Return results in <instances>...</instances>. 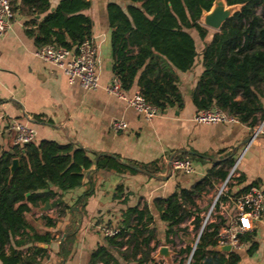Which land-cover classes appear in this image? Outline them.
Listing matches in <instances>:
<instances>
[{"label": "trees", "instance_id": "1", "mask_svg": "<svg viewBox=\"0 0 264 264\" xmlns=\"http://www.w3.org/2000/svg\"><path fill=\"white\" fill-rule=\"evenodd\" d=\"M213 1L128 0L125 10L115 2L107 3L111 27V71L122 90L136 85L144 100L162 113L169 108L183 106L176 71L189 70L199 54L203 69L190 93L196 110L217 107L253 127L259 121L256 113L264 116L261 102L264 98V0H224L226 5H235L238 9L205 42L207 27L199 19L203 11L212 7ZM10 4L12 10L25 17V33L33 38L36 48L53 44L75 49L83 40L91 39L92 21L82 12L89 7V0H58L54 7L49 0H11ZM191 31H195L203 43L199 51ZM130 47L137 49L131 51ZM32 118L37 122L51 123L50 119L44 120L39 115H32ZM182 156L179 154L178 157ZM13 159L17 160V165L11 170ZM93 164L97 169L137 172L136 168L109 154H96L92 161L82 147H74L73 143L30 141L0 151L2 262L40 263L42 257L36 260L34 253L23 255L22 250L13 248L9 255H5L2 249L15 236L19 237L18 246L28 239L33 243L47 242L50 233H36L27 222L26 213L52 200L59 191L82 185L84 171ZM232 164L233 157L226 154L214 161L204 176L190 188H182L165 198L156 199V209L165 225L164 242L173 245L174 256L170 262L153 253L159 243L150 244L155 239V228L149 225L152 216L145 207L131 206L121 213L118 233L104 237L106 243L91 252L89 263H116L111 246L116 248L123 261L132 260L133 264H236V253L230 252L229 258H226L224 252L215 248L216 235L223 219L219 217V220L201 227L202 217L195 202V197L211 186V179L223 181L226 178ZM136 165L139 166V163ZM141 165L146 173L157 172V168H151L150 163ZM51 186L57 187V190ZM89 186L82 199L92 192L91 182ZM115 189L120 194L122 185L118 184ZM52 205L56 206L55 216L42 215L50 226L55 225L57 217L62 216L67 208L59 199H54ZM190 217L191 229L198 232L194 247L188 243L175 250L177 242L174 237L179 236V231L184 233L187 230L185 224ZM25 234L27 239L23 238ZM238 238L240 243L246 244L247 254L257 248L253 230L240 233ZM210 240L214 241L212 246L208 245ZM182 241L179 238L180 244ZM122 246L125 247L120 250ZM42 250L39 246L35 248V252Z\"/></svg>", "mask_w": 264, "mask_h": 264}, {"label": "crops", "instance_id": "2", "mask_svg": "<svg viewBox=\"0 0 264 264\" xmlns=\"http://www.w3.org/2000/svg\"><path fill=\"white\" fill-rule=\"evenodd\" d=\"M49 1L51 7L58 2ZM89 1V7L82 12L92 21L91 40L97 47L98 87L94 90L83 89L77 81L70 82L60 68L34 56L36 45L33 38L25 33V17L17 10H12L10 27L0 36V151L14 145V133L10 125L14 121H21L34 130V143L41 140L73 143L74 147H82L92 161L96 154H109L138 168L136 173H119L97 169L93 164L84 171L82 185L59 191L58 195L48 201L47 208H44L45 202L27 212L26 220L36 233H50L48 241L33 243L28 239L18 246L16 242L19 237L15 236L3 247L2 252L9 255L10 250L15 248L22 250L23 255L34 253L36 260L42 257L39 264H90L91 252L106 243L101 228L119 227L122 211L131 206L145 207L152 216L149 225L155 228V239L150 244L154 245L155 241L161 243L153 252L156 255L161 245L170 244L164 242L165 225L156 209V199L165 198L182 188H190L204 176L214 161L226 154L233 157L231 167L236 163L235 175L227 184L228 191L232 195L250 188L264 192V133L252 136L254 126L250 127L237 119L212 123L193 120L198 111L191 102L190 93L203 69L201 55L196 56L189 70L176 71L183 97L181 108H169L146 119L142 113L106 91L113 77L111 27L106 5L115 2L125 10L128 0ZM191 34L199 51L203 43L195 31H191ZM209 39L210 36H206L203 41ZM136 49L130 47L131 51ZM135 90L138 89L133 85L123 91L130 95ZM261 102L264 106V98ZM32 115H39L44 120L50 119L51 123L37 122ZM260 115V112L256 113L259 121L264 117ZM114 119L126 121V129L115 131L111 127ZM179 154L183 156L178 157ZM183 157L191 160L192 172L186 173L170 167V159ZM142 163H150V167H156L157 172L151 173L153 175L146 173ZM89 182L92 192L82 199L83 193L90 187ZM221 182L218 178L211 179V186H207V190L195 197L201 217L211 205L214 191ZM118 184L122 185L120 194L115 189ZM51 188L57 190L55 186ZM54 199L61 200L67 208L62 216L57 217L55 225L50 226L42 215L55 216L56 206H50ZM191 219L186 222L189 224L187 229L190 226L192 228L189 223ZM251 230L257 242V248L251 254H247L245 243L227 251L221 250L217 244L215 248L224 252L226 258H229L230 252L236 253V264H264V210ZM184 233L179 231L178 235ZM23 238L27 239V235ZM213 244V240L208 242L210 246ZM36 246L43 250L35 252ZM110 249L116 263L110 261L108 264L134 263L132 260L123 261L116 248L110 246ZM173 254L172 251V257ZM161 259L165 260L163 257ZM0 264L6 263L0 259ZM98 264L103 262L99 261Z\"/></svg>", "mask_w": 264, "mask_h": 264}, {"label": "built area", "instance_id": "3", "mask_svg": "<svg viewBox=\"0 0 264 264\" xmlns=\"http://www.w3.org/2000/svg\"><path fill=\"white\" fill-rule=\"evenodd\" d=\"M12 16L10 0H0V36L10 27ZM34 56L60 68L70 82L77 81L85 90H94L98 87L97 47L91 39L83 40L75 49H66L53 44L43 45L35 49ZM106 91L122 99L128 107L142 113L146 119H151L159 113L154 106L144 100L138 90L126 95L120 87L119 80L114 76L106 87ZM193 120L199 123H212L232 122L236 121V118L217 107H212L198 111ZM111 127L115 131H122L126 129L127 123L123 119H114L111 122ZM10 129L14 133V144L21 145L34 139V130L24 122L14 121L10 125ZM261 133H264V117L253 127L252 136ZM169 165L174 170L186 173L193 171L189 158L170 159ZM235 168L236 163L229 169L227 177L221 182L208 211L202 216L201 224L202 227L209 222L219 220V217L224 219L216 235V244L219 246L229 245L230 248L240 246L238 235L250 231L264 210V192L260 189L250 188L237 195H232L228 191V180L235 175ZM101 231L105 236H115L119 227L106 226L102 227Z\"/></svg>", "mask_w": 264, "mask_h": 264}, {"label": "water", "instance_id": "4", "mask_svg": "<svg viewBox=\"0 0 264 264\" xmlns=\"http://www.w3.org/2000/svg\"><path fill=\"white\" fill-rule=\"evenodd\" d=\"M225 2L224 0H214L212 7L208 11H203L202 16L203 20L202 23L205 27H211L215 30H218L222 23L232 14L231 13V7L235 5H226L225 7ZM165 112V111H164ZM17 165V160L13 159L12 164L10 166V169L13 170ZM137 168V167H134ZM138 169V168H137ZM153 175V174H151ZM28 193H26L27 195ZM49 206L48 202H46V207ZM221 250H230L229 245L225 246H220ZM171 253L172 251L166 246V245H161L157 249V254L156 256L158 258L163 257L167 262L171 261Z\"/></svg>", "mask_w": 264, "mask_h": 264}, {"label": "rangeland", "instance_id": "5", "mask_svg": "<svg viewBox=\"0 0 264 264\" xmlns=\"http://www.w3.org/2000/svg\"><path fill=\"white\" fill-rule=\"evenodd\" d=\"M11 1V0H10ZM11 3V2H10ZM225 7H226V5H225ZM238 9V6H232L231 7V13L234 11V10H237ZM257 12L258 13H260V10L259 9H257ZM202 20H203V16H201L200 17V19H199V22L200 23H202ZM207 31H208V34H207V36H210L214 31H215V29H213V28H211V27H207ZM228 182H229V180H228ZM221 184V183H220ZM220 186V185H219ZM219 186L217 187V189L214 191V194H213V198L215 197V195H216V193L218 192V189H219ZM208 209H209V206L205 209V211H204V213H203V215H205L206 214V212L208 211ZM202 215V216H203ZM187 227H189V224H185ZM182 227H184V226H182ZM198 233V232H197ZM197 233H196V231H193L192 229H191V226H190V229H187L186 231H185V233L184 234H180V236H178V237H174V240L177 242V247L176 248H174L175 250H177L180 246H181V244L179 243V238H181L182 240H183V242H184V244H191V246H193V244H194V242H195V240H196V238H197ZM159 244H161V243H159ZM184 244H182V245H184ZM167 247L171 250L172 249V247H173V245H167ZM171 251H173V250H171ZM171 256H172V253H171ZM173 256H174V254H173ZM187 256L185 257V262H186V260H187Z\"/></svg>", "mask_w": 264, "mask_h": 264}]
</instances>
